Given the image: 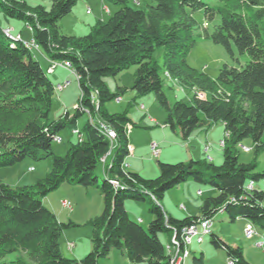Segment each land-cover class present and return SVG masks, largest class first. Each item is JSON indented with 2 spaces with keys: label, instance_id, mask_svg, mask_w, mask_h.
<instances>
[{
  "label": "trees",
  "instance_id": "obj_1",
  "mask_svg": "<svg viewBox=\"0 0 264 264\" xmlns=\"http://www.w3.org/2000/svg\"><path fill=\"white\" fill-rule=\"evenodd\" d=\"M79 0H51V7L31 6L26 0H0L6 17L22 20L33 30V38L48 59L69 62L82 91L75 113L69 111L50 119L56 86L40 62L20 39L8 37L0 25V167L13 166L27 157L51 156L52 168L34 184L12 186L0 181V264H74L61 248L63 231L76 226L63 222L43 203V198L63 183L99 188L104 200L101 214L88 221L92 227V248L81 264H99L114 249L121 250L132 263L171 264L168 246L182 241L183 228L218 211L231 221L243 217L264 228V188L250 191V180L264 179L256 172V157L240 161V145L251 139L257 155L264 150V0H154L143 8L127 0H110L118 6L107 20H98L87 34L62 32L59 21ZM204 10L202 27L193 15ZM196 36L223 45L233 55V44L249 60L242 67L223 64L216 77L191 66L188 55ZM163 48V63L155 58ZM136 66L132 88L139 95L154 93L166 112L165 124L184 139L201 127L217 123L225 126L223 161L190 159L168 163L158 161L159 175L146 178L124 166L130 155L127 126L131 118L124 112L111 113L106 103L123 92L110 91L107 76H117ZM50 66V64H49ZM48 66V67H49ZM49 72V71H48ZM175 79L193 95L189 101L173 103L164 90V76ZM91 117L82 129L78 116ZM98 116L97 120L95 116ZM105 123L116 132L115 147L101 127ZM70 128L81 133L66 154L53 150V141ZM246 146L247 145H243ZM111 150V162L104 168L100 183L98 163ZM246 152V151H245ZM109 154V156H110ZM105 165V164H104ZM188 178L208 184L220 192L203 201L200 214L176 218L162 206L166 192ZM118 183L115 184L113 181ZM154 216L148 228L134 221L125 206L127 199L146 200ZM141 221V220H140ZM160 232H167L165 246ZM215 247H223L235 264H253L243 247L231 245L211 233ZM203 253L194 264H203Z\"/></svg>",
  "mask_w": 264,
  "mask_h": 264
},
{
  "label": "rangeland",
  "instance_id": "obj_2",
  "mask_svg": "<svg viewBox=\"0 0 264 264\" xmlns=\"http://www.w3.org/2000/svg\"><path fill=\"white\" fill-rule=\"evenodd\" d=\"M26 1L31 6L43 5L47 9H50L51 7V0ZM99 1L101 0H79L73 7L72 11L59 21L62 32L68 35L77 36L87 34L90 30V26L99 20L100 14L102 13ZM136 1H140V4H136ZM206 1L210 2V4L219 3L216 0ZM110 3L115 5L111 1ZM152 3L155 4V1L127 0L128 5L139 8H143L147 6V4ZM87 10H90V12ZM193 15L200 23H203L202 27H208L210 30L213 28L214 22L220 20L219 16H217L214 22H205L206 17L204 10L202 9L195 11ZM5 17L6 14L0 6V18L2 19V24H7L4 19ZM7 18L13 21L14 24H18V28L23 30L24 22L22 20L14 17ZM108 18L109 15H105V19L107 20ZM32 52L55 86L59 83L65 84L69 81V84L65 89H54L50 119L56 120L67 111L71 114L75 113L82 94L77 76L62 66H58L54 73L48 72L49 61L47 62V57L43 54V49H35ZM155 58L160 63H163V48L156 51ZM248 60L249 56L240 53L234 44L233 55H231L223 45L216 44L211 40L198 36H196L195 46L188 55V62L191 66L206 71L211 77H216L218 75L219 69L223 64L242 67ZM135 72L136 66L134 65L129 69L123 70L115 77L107 76L104 78L110 91L117 93L121 92L120 87L123 89V92L119 94L121 95V101H117L116 98H114L106 103V108L111 113L124 112L127 110V114L132 120V123L128 124L127 129L130 140L137 146V151L135 157H127L126 159L130 162L136 161L137 166L141 170V175L146 178H154L159 175L158 161L176 163L180 161H189L190 159L197 160L214 158L216 164H221L223 161V147L220 145V140L223 139L224 132L221 123H217L216 130L211 133L208 139L199 136L194 137L196 134H192V144H198V148L196 151H189V141L184 139L181 135L174 133L171 127L165 124L166 112L157 102L155 94L149 93L146 95H139L132 88L135 80ZM164 90L171 103L175 100L189 101L193 95V92L182 87L175 79L168 75L164 76ZM141 105H144L145 108L142 109ZM90 117L91 114L89 112H84L78 116L79 129L83 128L84 124L89 121ZM150 117L155 121H150ZM97 118L98 116L96 115L95 119L97 120ZM131 131L132 133H129ZM60 135L62 136L60 141H53V150L58 155H64L70 145L77 141V135L74 134L70 128L63 129L60 132ZM153 142L159 144L161 152L158 157L152 154L151 144ZM207 145H210L211 148L206 152L205 147ZM243 145L254 147L251 139H245L239 147L240 161L250 162L256 157L257 166L255 171L263 172L264 150L256 155L254 149L251 150V152H245L246 146ZM110 161L111 155H108L106 162L110 163ZM16 164L15 167H0V181L5 180L4 182L6 183L15 184L16 180L20 178L24 170H27L28 166L31 164L37 169L36 173L43 174L44 177L52 168V158L51 156L42 159L27 157ZM47 165L48 167L46 169ZM103 165L104 163L101 161L96 168V174L99 176L100 183L105 179ZM19 169L20 172H18ZM31 184L34 183H29L27 185ZM255 187L264 188V179L256 181ZM199 190H201L200 193H198ZM219 192L220 191L215 187L188 178L186 181H183L174 188L168 190L162 202L175 210L178 214L198 215L200 214V208L205 198L216 196ZM65 199L72 202L73 209L64 208L62 206V201ZM42 200L48 208L54 211L58 217L63 218V220H67L68 217H74V220H77L75 222L77 225L64 230L61 236V248L65 255L70 254L68 242H75V244H77V239H82L84 241L87 239L90 240L89 236L90 234L92 236V227L88 224V221L98 216L103 211L104 200L98 187H85L63 183L59 188L51 191ZM150 200L151 197L146 196V200L127 199L125 203L130 217L146 229L154 217L149 212ZM181 204L186 207V210L182 209ZM139 218H142L143 221H140ZM247 221L249 222L248 219L241 220V217H238L235 221H231L227 212L218 211L213 217L211 233L213 232L217 234L228 244L232 245L235 243L236 245L243 247L246 258L248 260H253L251 263L255 262L253 264H264V247L261 248L255 245L256 241L260 238L255 237L249 239L245 234V229L248 223ZM253 224L258 231L264 233V228L260 224ZM211 233L204 237L205 241L203 243L198 244L194 242V244L189 246L190 256L188 257L186 264H194V257H200L202 253L204 260L203 264L229 263L226 250L223 247H215L212 244ZM159 237L166 246L168 242L167 232H160ZM116 251L117 253L121 252L119 249ZM115 261L116 260L113 259L110 264H115ZM74 264L78 263L76 262ZM118 264H147V262L142 261L132 263L125 256V258H121V262H118Z\"/></svg>",
  "mask_w": 264,
  "mask_h": 264
},
{
  "label": "crops",
  "instance_id": "obj_3",
  "mask_svg": "<svg viewBox=\"0 0 264 264\" xmlns=\"http://www.w3.org/2000/svg\"><path fill=\"white\" fill-rule=\"evenodd\" d=\"M136 4H140V1H136ZM99 5H101V9H102V13L100 14V18L99 20H106L105 19V15H109V17L111 16V14H113L116 10H117V6L116 5H112L110 3V1H107V0H101L99 1ZM88 11V10H87ZM5 21L7 22V24H2V19L0 18V25H2L3 27H11L13 28V32L14 33H17V34H21L23 36V38L25 40H30L33 38V30L28 26V25H25L24 23V28L23 30H21V28H18L19 25L18 24H14L13 21H11L10 19H8L7 17L4 18ZM98 21V20H97ZM44 54V52H43ZM45 55V54H44ZM47 62H48V58H47ZM49 63V62H48ZM49 66V64H48ZM66 69V68H65ZM55 72V71H54ZM53 72V73H54ZM123 98V97H122ZM150 121H155L153 118H149ZM217 125H214L212 126L211 128H207V127H201V128H198L196 130L198 131H194L192 134H196L194 135V137H205V138H209L211 133L213 131L216 130L217 128ZM222 125V128H223V138L225 136V126L223 123H221ZM134 128V127H133ZM128 130V129H127ZM133 131V130H132ZM129 132V133H132ZM176 134H179L181 135L179 132H174ZM129 135V134H128ZM62 137V136H61ZM189 142V151L193 150V151H196V149L198 148V144H192V137L190 136L188 139H187ZM129 141H130V155L128 156L129 157H135V153L137 151V146L135 143H133L130 138H129ZM210 150V149H209ZM214 162V158H211ZM111 162V161H110ZM126 162L128 163V169L131 170V171H135V172H138L140 173L141 170L140 168L137 166L136 164V161H132L130 162L128 159H126ZM109 164L108 162L105 163V165H103V169L106 167V165ZM17 164L13 165L12 167H15ZM30 167H34L33 170H30ZM48 165L46 166V169H47ZM11 171V170H10ZM20 172V169L19 171ZM37 172V169L35 168V166H33L32 164L28 166L27 170H24L23 174L20 176V178H18V180H16V183L15 184H12V183H9L11 185H15V186H19V185H22V184H29V183H35L38 179L42 178L43 177V174H40V173H36ZM30 174V175H29ZM141 174V173H140ZM5 181V180H4ZM201 191V190H199ZM198 191V193H199ZM166 195V194H165ZM165 197V196H164ZM164 199V198H163ZM162 199V200H163ZM161 204L163 206V208L170 214L172 215L173 217H176V218H184L186 216H192V214H185V215H182V214H178L175 210L171 209L170 207H168L165 203H163L161 201ZM183 207H185L183 204H181ZM103 207H104V204H103ZM184 210H186V207L185 208H182ZM199 215V214H198ZM58 219L60 221H63V222H66V221H73V222H76L77 220H74L75 218L74 217H68L67 220H63V218L61 217H58ZM139 220L143 221L142 218H139ZM241 220H247L246 218H243L241 217ZM248 222V221H247ZM248 224V223H247ZM258 231V230H257ZM258 238H262L264 239V233L261 232V231H258ZM90 240H82V239H77V244H75V242H68V248L70 249V254H66V256L68 257H71V258H74L77 260V263L78 264H81L80 261L81 259L91 250L92 248V236L90 234ZM169 238V237H168ZM205 241V240H204ZM194 242L197 243L196 240L193 241L192 244H194ZM70 243L73 244V247L70 248ZM168 243V242H167ZM198 244H201V243H198ZM232 245H236L235 243H233ZM244 249V248H243ZM117 249H114L110 252V254L105 257V258H102L100 259L99 261V264H110V262H112L113 259H115V264H118V262L120 263L121 262V258H125V255L124 253L121 251L120 253H117L116 251ZM244 254H245V250H244ZM70 255V256H69ZM122 256V257H120ZM188 259V258H187ZM109 260V261H107ZM187 261V260H186ZM250 262L253 261V260H249ZM255 263V262H253Z\"/></svg>",
  "mask_w": 264,
  "mask_h": 264
},
{
  "label": "built area",
  "instance_id": "obj_4",
  "mask_svg": "<svg viewBox=\"0 0 264 264\" xmlns=\"http://www.w3.org/2000/svg\"><path fill=\"white\" fill-rule=\"evenodd\" d=\"M88 12H90V10H88ZM7 28H10V29H13L11 27H7ZM30 42L35 45L36 47V50H40V47L38 46V44L36 43L35 39L32 38L30 39ZM49 61V64H50V67H51V73H53L56 68L58 66H62L68 70H70L72 73H74L76 75V73L73 71L72 69V65L68 62H65V61H59V60H52V59H48ZM68 85H61V83H59V87H61V89H65ZM116 100L117 101H120L119 100V96L116 97ZM141 107H145L144 105H141ZM101 124H105V123H102ZM110 128V127H109ZM73 133L80 136L81 133H75V129L73 130ZM61 139V137H60ZM115 136L113 135V138H111V144H112V150L114 149L115 147ZM220 145L223 147L225 145V141H222V139L220 140ZM211 148L210 145H207L205 147V151L207 152L208 149ZM151 149H152V154L154 156H159L160 155V148H159V144L157 142H153L151 144ZM111 155V154H110ZM211 159V158H210ZM125 164L128 166V163L125 161ZM34 167H30V170H33ZM116 181V180H114ZM255 188V181L253 180H250L247 185H246V189L248 191L252 190ZM201 191H199L200 193ZM62 206L64 208H70V209H73V205H72V202L70 200H63L62 201ZM183 208V206H182ZM212 226H213V219L212 218H205V219H200L198 220L197 222L195 223H191L190 225L186 226L185 227V234L187 232V230H194V237H197L199 239V242L201 243V241L204 239V237L207 236V231L208 230H212ZM245 230H248L249 232V239H252V238H255L256 236H258V231L257 229L255 228L253 222L249 221L248 224H247V227ZM183 234V235H185ZM183 235H182V241L179 242L177 240H174L173 239V243H174V250H175V246L176 245H184V254L182 255L181 259H173V263H174V260H183L184 261V264H186V260H187V250H190L189 249V246L188 244H184L183 242ZM255 245H257L258 247H261L263 248L264 247V239L260 238L259 240L256 241ZM70 248H71V243H70ZM228 264H235L232 260H229V263Z\"/></svg>",
  "mask_w": 264,
  "mask_h": 264
},
{
  "label": "bare ground",
  "instance_id": "obj_5",
  "mask_svg": "<svg viewBox=\"0 0 264 264\" xmlns=\"http://www.w3.org/2000/svg\"><path fill=\"white\" fill-rule=\"evenodd\" d=\"M5 34L8 35V37H12V38H17V39H20V35H17V36H14L12 33L13 29H10V28H4L3 29ZM28 47L30 48H35V45H33L30 41L29 42H26V44ZM69 63V62H68ZM73 71L75 72L74 68L72 67ZM48 71L51 73V67L49 66L48 68ZM76 73V72H75ZM168 75V74H166ZM77 76V75H76ZM169 76V75H168ZM69 84V81L66 82L65 84L64 83H61V85H68ZM57 89L59 90H62L61 87H59V84L56 86ZM119 100L121 101V96H119ZM142 109H144L145 107H141ZM101 127L105 130V133L109 136V138H113V135L115 136L116 138V132L107 127L106 124H101ZM75 133H79L78 130H75ZM56 140H61L60 137L56 138ZM222 141H224L222 139ZM210 149V148H209ZM208 149V151H209ZM111 150H112V146H111ZM111 150L110 152L104 156L102 158V162L105 164L106 163V158L107 156L111 153ZM245 151L246 152H249L250 151V148L249 147H245ZM158 157V156H156ZM125 167H128L126 164H124ZM115 184H117L118 182L117 181H113ZM211 233V230H208L207 231V234ZM185 234V227L183 228V231H182V235ZM245 234L247 236V238H249V232L248 230H245ZM196 240L197 243H200L199 242V239L197 237H194V230H187L186 234L183 235V242L184 244H188V245H191L193 243V241ZM204 242V239L201 241V243ZM71 247H73V244H71ZM168 251H169V254H170V257H171V264H184V261L183 260H174V263H173V259H181L182 255L184 254V245H176L175 246V250H174V243L172 245H169L168 246ZM190 256V250H187V258Z\"/></svg>",
  "mask_w": 264,
  "mask_h": 264
}]
</instances>
